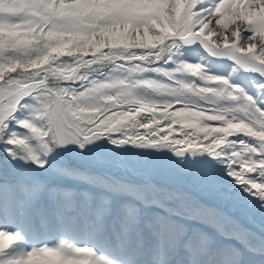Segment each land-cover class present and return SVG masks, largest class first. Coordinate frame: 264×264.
Wrapping results in <instances>:
<instances>
[{"label":"snow or ice","instance_id":"1","mask_svg":"<svg viewBox=\"0 0 264 264\" xmlns=\"http://www.w3.org/2000/svg\"><path fill=\"white\" fill-rule=\"evenodd\" d=\"M0 151V264H264V0H0Z\"/></svg>","mask_w":264,"mask_h":264},{"label":"bare ground","instance_id":"2","mask_svg":"<svg viewBox=\"0 0 264 264\" xmlns=\"http://www.w3.org/2000/svg\"><path fill=\"white\" fill-rule=\"evenodd\" d=\"M161 130L164 131L165 129L162 128ZM133 163H137V162L133 161ZM202 195L209 202L216 204L223 211L235 217L241 224L247 225L250 227H256V228L259 227L260 222L257 223L254 221V223H252L249 219L250 215H252V218L256 216L257 220H260L261 218H260V215H258L259 214L258 212L251 214L245 205L237 204L231 199H223L221 198L219 192H216V191L202 193ZM245 214H248L247 217L245 216Z\"/></svg>","mask_w":264,"mask_h":264},{"label":"rangeland","instance_id":"3","mask_svg":"<svg viewBox=\"0 0 264 264\" xmlns=\"http://www.w3.org/2000/svg\"><path fill=\"white\" fill-rule=\"evenodd\" d=\"M242 78L245 80V82H248V79L246 77H242Z\"/></svg>","mask_w":264,"mask_h":264}]
</instances>
